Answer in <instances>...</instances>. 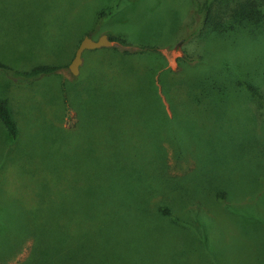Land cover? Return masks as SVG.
<instances>
[{"label":"rangeland","instance_id":"rangeland-1","mask_svg":"<svg viewBox=\"0 0 264 264\" xmlns=\"http://www.w3.org/2000/svg\"><path fill=\"white\" fill-rule=\"evenodd\" d=\"M193 9V0H0V62L58 67L30 80L0 71L19 130L17 148L0 139V196L59 213L76 264H264V29L237 43L192 37ZM106 34L127 46L85 51L72 75L81 41ZM228 53L253 74L230 68L228 90L209 97L195 70L216 74ZM33 244L6 264L25 262Z\"/></svg>","mask_w":264,"mask_h":264},{"label":"trees","instance_id":"trees-1","mask_svg":"<svg viewBox=\"0 0 264 264\" xmlns=\"http://www.w3.org/2000/svg\"><path fill=\"white\" fill-rule=\"evenodd\" d=\"M193 3V16L197 21V25L191 35L192 37L203 39L210 32L215 37H223L228 42L237 43V37L243 35L249 41L255 36L259 37L258 35L264 29V0H205V2L193 0ZM110 38L114 42L127 46L124 40L112 36ZM142 49L154 50L155 48L143 47ZM219 61H221L219 63L224 62L222 64L224 68H221L223 70H216V74H206L202 73L203 71L195 70L199 74L198 79L200 80L198 89L207 92L206 95L209 97L213 93L216 95L217 90H220L221 87V91L223 89L228 90V86L231 84L228 79L230 68H235L244 80H249L251 73L253 74L252 68L254 65L252 62H247L245 56L240 58L228 53ZM57 69V66L35 65L29 70H16L0 62V71L5 72L10 77H21L26 80L35 79L38 75L52 73ZM188 72L191 77H195L189 70ZM239 84L242 83L239 82ZM204 86L205 89H203ZM200 99V97L197 98L199 102ZM161 105L165 107L164 104L161 103ZM164 113L167 115L165 108ZM0 122L3 129L0 127V130L5 132L3 138L0 136V139L7 140L11 148H17L18 124L9 111L7 104L1 99ZM19 161L23 163L21 172L33 171L30 162L28 163L25 159H19ZM6 170L0 162V188L1 184L5 182V178H7L4 172ZM221 194L216 197L221 198ZM11 203L0 196V264H6L10 259L17 256L29 239L34 242L32 254L25 262L20 264H76V251L68 241L71 235L69 231L68 234L65 233L66 228H71V225L68 222H62L59 213L47 214V211H44L41 206L21 207ZM79 226H77V230ZM98 247L99 245L95 246L94 250L100 249Z\"/></svg>","mask_w":264,"mask_h":264},{"label":"water","instance_id":"water-1","mask_svg":"<svg viewBox=\"0 0 264 264\" xmlns=\"http://www.w3.org/2000/svg\"><path fill=\"white\" fill-rule=\"evenodd\" d=\"M114 41L110 38L108 34L102 35L97 40L93 39L90 36H86L80 43L76 54L68 65V70L72 75H77L79 73V67L82 63V55L85 51L98 50L101 48H106L107 46H113Z\"/></svg>","mask_w":264,"mask_h":264}]
</instances>
